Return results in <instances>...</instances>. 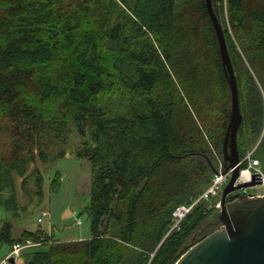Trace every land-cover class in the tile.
Listing matches in <instances>:
<instances>
[{
	"label": "trees",
	"instance_id": "trees-1",
	"mask_svg": "<svg viewBox=\"0 0 264 264\" xmlns=\"http://www.w3.org/2000/svg\"><path fill=\"white\" fill-rule=\"evenodd\" d=\"M212 3L238 83L240 156L264 172V0ZM230 113L206 0H0V116L14 134L0 207L12 172L24 176L36 148L47 161L44 148L72 126L84 137L76 156L91 162L89 238H14L5 222L0 246L39 242L21 264H175L220 227V196L175 228L173 214L225 168Z\"/></svg>",
	"mask_w": 264,
	"mask_h": 264
},
{
	"label": "rangeland",
	"instance_id": "rangeland-1",
	"mask_svg": "<svg viewBox=\"0 0 264 264\" xmlns=\"http://www.w3.org/2000/svg\"><path fill=\"white\" fill-rule=\"evenodd\" d=\"M12 126L8 117L0 116V161L5 170L13 161ZM83 142L84 137L72 126L66 138L44 148L48 153L47 161L41 159L36 148L34 160L25 163V175L12 172L15 183L8 187L5 195L4 199H9L8 202L0 207V229L5 222L12 223L14 238H19L24 231L38 230H44L49 236L55 235L60 240L91 236L90 222L83 212L91 200V162L76 156V149ZM60 152H65V155L57 159L56 155ZM39 176L42 177L41 185L37 182ZM251 192L263 195L264 186H254ZM43 212L48 214L43 215ZM78 219L81 220L80 224L77 223ZM10 251L8 244L0 246V264H4L3 259ZM21 262V257H17L15 264Z\"/></svg>",
	"mask_w": 264,
	"mask_h": 264
},
{
	"label": "water",
	"instance_id": "water-1",
	"mask_svg": "<svg viewBox=\"0 0 264 264\" xmlns=\"http://www.w3.org/2000/svg\"><path fill=\"white\" fill-rule=\"evenodd\" d=\"M206 1L231 91V113L223 143L227 164L222 173L232 170V174L221 193L220 227L189 247L175 264H264V195L251 192L262 183L261 175L253 173L250 181L237 183L241 170L237 137L243 121L238 83L222 25L212 0ZM10 262L15 264V257H10Z\"/></svg>",
	"mask_w": 264,
	"mask_h": 264
},
{
	"label": "built area",
	"instance_id": "built-area-1",
	"mask_svg": "<svg viewBox=\"0 0 264 264\" xmlns=\"http://www.w3.org/2000/svg\"><path fill=\"white\" fill-rule=\"evenodd\" d=\"M248 162V166L245 168L241 167L240 170V176L237 180V183L239 182H246L250 181L252 179V174L253 173H260L261 175V185L264 186V172L260 169L259 167V161L257 159H253L251 157V154H247L244 158H241V166L243 163ZM223 170V169H222ZM222 170L218 174H215L214 178L212 179L211 183L209 186L204 190V192L200 195V197L192 204L190 205H181L176 208L174 211V224L173 228L177 227L179 223L184 219V217L191 211L193 206L200 200V199H210L211 197L214 196H220V200L216 203V206L221 208V193L224 188V186L229 182L232 170L227 172L226 174L222 173ZM245 173H248V176L245 175ZM259 195V194H255ZM264 195V194H263ZM48 212H43V215H47ZM39 221H41V218H39ZM77 223L80 224L81 220L78 219ZM40 244L39 242H36L32 239H26L22 242H16L10 253L3 259L4 264H10V257H15V260L17 257H20L21 253L27 249L34 247L36 245Z\"/></svg>",
	"mask_w": 264,
	"mask_h": 264
},
{
	"label": "bare ground",
	"instance_id": "bare-ground-1",
	"mask_svg": "<svg viewBox=\"0 0 264 264\" xmlns=\"http://www.w3.org/2000/svg\"><path fill=\"white\" fill-rule=\"evenodd\" d=\"M245 175H247V176H248V173H245Z\"/></svg>",
	"mask_w": 264,
	"mask_h": 264
},
{
	"label": "crops",
	"instance_id": "crops-1",
	"mask_svg": "<svg viewBox=\"0 0 264 264\" xmlns=\"http://www.w3.org/2000/svg\"><path fill=\"white\" fill-rule=\"evenodd\" d=\"M15 263H16V260H15Z\"/></svg>",
	"mask_w": 264,
	"mask_h": 264
}]
</instances>
